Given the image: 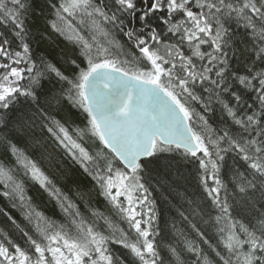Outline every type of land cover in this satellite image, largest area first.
<instances>
[{
  "label": "snow or ice",
  "instance_id": "6c2138e0",
  "mask_svg": "<svg viewBox=\"0 0 264 264\" xmlns=\"http://www.w3.org/2000/svg\"><path fill=\"white\" fill-rule=\"evenodd\" d=\"M45 6L0 0V215L12 230L0 229V264H165L149 186L168 153L198 164L207 196L179 212L171 264H264V0ZM30 12L44 16L41 39L71 47L67 68L33 56ZM233 24L248 40L243 73L230 62ZM228 153L231 190L219 178Z\"/></svg>",
  "mask_w": 264,
  "mask_h": 264
},
{
  "label": "trees",
  "instance_id": "16d2710c",
  "mask_svg": "<svg viewBox=\"0 0 264 264\" xmlns=\"http://www.w3.org/2000/svg\"><path fill=\"white\" fill-rule=\"evenodd\" d=\"M31 2L35 9H39L44 15L48 14L45 0H31ZM27 24L32 34L30 43L33 56L49 58L53 62L58 63V65H63L64 68H67V65L64 64V59L66 55H72V49L66 42L62 39H58L56 36H45L41 39V35L45 28L44 16L37 15L35 12H30ZM232 28L235 33L233 40L235 42L234 48L236 50V55L233 56L232 49L228 50L229 56L232 57L230 62L233 70H238L243 73L245 64L250 59L248 53L244 51L248 40L245 35V30L242 27L233 24ZM247 98V95H245V99ZM222 118L223 117L217 108L216 111L209 116V121L215 126L220 123ZM167 163H170L171 167L163 166ZM236 166V154H225V158L220 164L219 178L225 184L229 185V190H231V184L229 181L232 178V170ZM152 168L153 176L155 178L149 186V191L151 193L150 199L154 202L153 210L155 220L153 223L159 233L155 237V240L158 244V250L165 258V264H171L168 248L170 245L174 246L176 244V232L178 229L184 227L179 212L188 208L190 201L204 202L207 200L204 187L201 184V179L204 173L202 170H199L197 163L184 161L179 153L165 154L164 157H161L160 163L152 165ZM73 178L81 184H88L87 178L78 172ZM158 180L159 182H157ZM208 184L209 187H211L212 181L209 180ZM29 195L33 196L34 202L39 205L40 210H46L48 211V214L51 215V204L48 203L47 197L40 193L35 186L31 187ZM97 206L104 211L106 215L109 214L102 199L97 202ZM0 208H7V202L2 198H0ZM13 214L16 215L15 213ZM213 215H215L214 212ZM237 218L244 219L243 216ZM119 226L125 227V225ZM0 229L9 232L12 231L7 220L2 215H0ZM207 236L213 243L216 242L214 229H208ZM12 238L19 239V233L12 232ZM201 246L204 248L205 252L211 254L207 245L202 244ZM111 247L113 252L122 258L127 259L130 256L128 251L120 246L113 245ZM185 259L188 261V264H191L192 257L186 255Z\"/></svg>",
  "mask_w": 264,
  "mask_h": 264
}]
</instances>
